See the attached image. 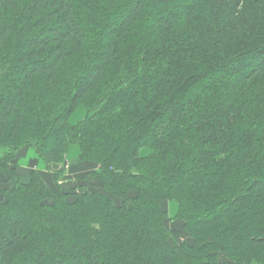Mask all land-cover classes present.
<instances>
[{
  "label": "trees",
  "instance_id": "obj_1",
  "mask_svg": "<svg viewBox=\"0 0 264 264\" xmlns=\"http://www.w3.org/2000/svg\"><path fill=\"white\" fill-rule=\"evenodd\" d=\"M0 150V264H264V0H0Z\"/></svg>",
  "mask_w": 264,
  "mask_h": 264
},
{
  "label": "crops",
  "instance_id": "obj_2",
  "mask_svg": "<svg viewBox=\"0 0 264 264\" xmlns=\"http://www.w3.org/2000/svg\"><path fill=\"white\" fill-rule=\"evenodd\" d=\"M78 156H79V148L72 147L68 156L70 157L69 160L71 161V159H73V161H75ZM17 165H18V174L23 183H28L30 181V175L32 171L38 172L40 175H42L45 178L47 182H50L49 173L47 171L45 163L39 158V156L36 154V152L33 149L26 148L21 150L17 155ZM68 165H66L68 172L66 174V178L64 179V181L70 178H75V175L79 174L80 172L79 170L77 171L72 170Z\"/></svg>",
  "mask_w": 264,
  "mask_h": 264
},
{
  "label": "rangeland",
  "instance_id": "obj_3",
  "mask_svg": "<svg viewBox=\"0 0 264 264\" xmlns=\"http://www.w3.org/2000/svg\"><path fill=\"white\" fill-rule=\"evenodd\" d=\"M84 116V110L83 109H80V110H78V112L76 113V115L72 118V120H71V123H76L77 122V120L78 119H80L81 117H83ZM76 148V147H75ZM1 151V150H0ZM69 156V155H68ZM70 159V157H68V160ZM70 161V160H69ZM68 161V166H70V168L72 167V166H75V167H77V165H76V160L75 161H73V159H71V161L69 162ZM69 169V168H68ZM65 171H66V174H67V172H68V170H67V166H66V169H65ZM167 211H168V216H169V219L172 221V222H175L174 221V217H175V214H176V211H177V206H176V204L175 203H173V202H171V203H168V206H167ZM174 227V226H173Z\"/></svg>",
  "mask_w": 264,
  "mask_h": 264
},
{
  "label": "water",
  "instance_id": "obj_4",
  "mask_svg": "<svg viewBox=\"0 0 264 264\" xmlns=\"http://www.w3.org/2000/svg\"><path fill=\"white\" fill-rule=\"evenodd\" d=\"M53 169L58 171L60 169V165H53Z\"/></svg>",
  "mask_w": 264,
  "mask_h": 264
}]
</instances>
